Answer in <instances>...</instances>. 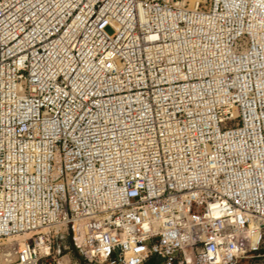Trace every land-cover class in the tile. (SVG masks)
<instances>
[{
    "label": "built area",
    "instance_id": "built-area-1",
    "mask_svg": "<svg viewBox=\"0 0 264 264\" xmlns=\"http://www.w3.org/2000/svg\"><path fill=\"white\" fill-rule=\"evenodd\" d=\"M263 242L264 0H0V264Z\"/></svg>",
    "mask_w": 264,
    "mask_h": 264
},
{
    "label": "rangeland",
    "instance_id": "rangeland-1",
    "mask_svg": "<svg viewBox=\"0 0 264 264\" xmlns=\"http://www.w3.org/2000/svg\"><path fill=\"white\" fill-rule=\"evenodd\" d=\"M106 31L111 34L112 31L107 28ZM261 252H259L258 255H255V256H252V257H249V258H246L243 263L241 264H264V242L262 244V249L260 250ZM66 253V252H65ZM70 255L72 256L71 257V261H72V264L76 263V264H88V263H85L82 258L79 256V253L75 250V249H72L71 250V253ZM66 257H68V255H66Z\"/></svg>",
    "mask_w": 264,
    "mask_h": 264
},
{
    "label": "bare ground",
    "instance_id": "bare-ground-1",
    "mask_svg": "<svg viewBox=\"0 0 264 264\" xmlns=\"http://www.w3.org/2000/svg\"><path fill=\"white\" fill-rule=\"evenodd\" d=\"M68 261V257H66V255L63 256V259L61 260L62 264H67Z\"/></svg>",
    "mask_w": 264,
    "mask_h": 264
},
{
    "label": "trees",
    "instance_id": "trees-1",
    "mask_svg": "<svg viewBox=\"0 0 264 264\" xmlns=\"http://www.w3.org/2000/svg\"><path fill=\"white\" fill-rule=\"evenodd\" d=\"M260 252H261V251H260ZM241 263H243V262H241ZM241 263H240V264H241Z\"/></svg>",
    "mask_w": 264,
    "mask_h": 264
}]
</instances>
